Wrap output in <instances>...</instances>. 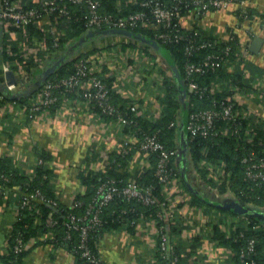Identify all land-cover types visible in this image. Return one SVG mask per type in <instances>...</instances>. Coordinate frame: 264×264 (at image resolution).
I'll return each instance as SVG.
<instances>
[{
    "label": "built area",
    "instance_id": "built-area-1",
    "mask_svg": "<svg viewBox=\"0 0 264 264\" xmlns=\"http://www.w3.org/2000/svg\"><path fill=\"white\" fill-rule=\"evenodd\" d=\"M179 2H182L178 0ZM78 6L86 5L87 13L85 14V24L89 29H97L103 27H111L113 29H130L137 25L146 26L151 23L156 25V29L161 28L155 32V37L162 43L178 42L185 38L183 30H189L192 34L187 41L185 52L188 55H193L201 49L211 48L212 51L206 53L201 60L188 62L185 64V75L183 77L188 94L187 99L191 93L199 96V101L204 98L207 93L213 94L228 88L233 94L227 95L221 100L212 98L211 107L193 109L187 115V130L194 135H201L203 137L216 136L219 133L228 134L235 133L237 135V143L245 141L252 146L258 145L264 147V136L259 137L258 129L255 123L250 120L244 110L241 108L240 101L243 97V88L234 82V79H222L216 76V81L211 85H201L197 80L196 75L206 74L209 71H218L224 69L226 73L234 74L237 71L242 72L243 78H250L245 63L246 58L243 57V49L238 46L233 48L232 41L235 40V32L230 29L225 36L212 35L207 33L206 27L196 25L195 17L202 18L211 10H221L231 6L233 0H185L184 6L190 8L186 14L182 13L181 8L176 4L167 7L162 0H142L135 1L145 9L132 12L129 11L124 14L114 15L111 13H102L100 11L99 0H31L24 2L21 0H0V20L6 23L7 28L17 33L16 41H18L17 48L19 51H12L9 49L10 55H15V59L8 60L3 64V70L6 73L12 72L14 81L7 79L3 84V89L6 92L18 94L21 81L27 80L29 75L25 63L33 59V67L38 66L44 61L52 51H56L62 47L63 41L67 39L66 27L64 25L66 19H71V13L68 3ZM122 11L123 7L120 6ZM247 11L242 10L240 16L246 17ZM48 16L52 18V23L48 27H43L42 21ZM80 17H77L79 19ZM61 22V26L59 25ZM37 25L43 32L42 36H30L29 26ZM12 27V29H11ZM12 32V33H13ZM51 41V45H49ZM226 41L224 46H221ZM118 54V57H114ZM34 55V56H33ZM18 57H21V61ZM130 57V58H129ZM134 60V62H132ZM151 62L155 65L157 72L155 73L159 79L157 83L165 84L161 70H168L164 59L159 55H150L141 48H127L118 47L116 45H104L95 48L94 50L85 51L84 55L79 57L75 63V72L67 77H60L49 79L44 84L40 85L31 95L27 97L25 102L5 100L7 106H20L22 111L29 116H33L36 112L49 111L56 106L60 97L63 101L81 104L86 106L91 111V116H101L106 119H114L123 128L133 127L127 132V144L118 151L123 156L134 153H143L148 156L157 153L158 162L155 166V176L162 184L161 196L154 195V186L142 187L136 181V177H132L128 182L117 180L113 178H105L97 185L92 202L90 203L87 213L82 218H77L70 215V222L67 224L69 229L67 231L66 239L70 238V230H77L80 232V243L75 249L69 250L74 256L80 254V258L84 259L83 264H100L102 259L93 251L88 245V240L92 233H98L103 228V220L101 217L102 210L113 200L121 198L127 202L139 201L145 205H154L158 207L157 217L148 218L141 214L137 220H131L130 225L141 229L142 224L151 222L150 230L157 233L160 241L155 245V258L163 264L164 260H168V264H182L177 246H179L178 238H172L170 241V233L167 232V226L171 222L172 212L174 206L172 203L171 194L172 186L177 184V190L181 192L183 185L180 183L179 177L175 172V158H173L175 150H168L160 141L157 132L147 133L142 131L139 127L138 118H145L143 109L135 101L128 102L124 110L119 106L114 105L112 101V87L109 86L107 80L112 76L122 79L128 83L136 82L140 87L147 86L149 81L147 76L140 70V65L136 62ZM30 66V69L32 68ZM103 68H109L103 70ZM159 74V75H158ZM254 87V81H250ZM2 89V91H3ZM116 92L122 91L120 88L114 87ZM75 95V99L70 97ZM3 96L0 94V99ZM189 101V100H188ZM96 103V104H95ZM100 111H96L95 107ZM190 106H195L190 104ZM195 108V107H194ZM246 119V125L241 126L239 121ZM224 121L225 126H220L218 121ZM176 125V120L170 123V127ZM240 125V126H239ZM232 129L233 132H232ZM137 130L142 133L138 136ZM132 131V132H131ZM135 140L136 144L129 143ZM241 143V142H240ZM43 159H37V164L42 165ZM245 164V179L253 182L249 186L252 189L254 185L264 187V157H258L252 149L243 158ZM121 163L115 160H108L107 169L113 168L114 165ZM149 163L148 167H151ZM200 168L207 171L206 177L211 180L213 184L219 186L223 181L226 182V191L230 193V170L226 169V162L223 160L219 162L212 159H202L198 163ZM123 169L122 167L118 168ZM4 181H8L9 175H3ZM176 188L175 186H173ZM20 204L22 208L34 209L37 207L39 201L46 200L39 188L28 193L21 192ZM182 196L183 193L181 192ZM241 196L247 195L245 191L240 192ZM49 204H56L55 201L48 200ZM173 206V208H172ZM258 207V206H257ZM261 210V209H259ZM19 215V211L17 212ZM222 227L226 228L230 233L238 231V237L245 239L244 245L240 249L241 260L245 264H254L253 255L258 253L257 245L259 239L256 234L245 237L244 229L251 223L250 217L244 213H224ZM162 221V222H161ZM166 221V223H163ZM47 223L52 225L55 223L52 215L49 214ZM125 223V227H127ZM225 227H224V226ZM147 228V227H146ZM256 229V226H253ZM112 231V230H110ZM141 231H144L143 229ZM51 234V233H50ZM104 231L99 235L103 237ZM51 237L53 235L51 234ZM178 240V241H177ZM25 243L21 237H17V243L14 247L15 252L23 250ZM231 251V248H228Z\"/></svg>",
    "mask_w": 264,
    "mask_h": 264
},
{
    "label": "crops",
    "instance_id": "crops-1",
    "mask_svg": "<svg viewBox=\"0 0 264 264\" xmlns=\"http://www.w3.org/2000/svg\"><path fill=\"white\" fill-rule=\"evenodd\" d=\"M21 1L30 2L31 0ZM135 1L137 0H127L126 3H135ZM118 3L120 7L121 1ZM243 9L251 12L252 18H242L240 13ZM263 15L264 0H233L228 8L211 10L202 18L195 17L196 25L206 27L207 33L225 36L230 29H233L237 35L238 46L242 47L243 57L247 59L245 66L250 73L249 82L255 83L249 90H243L240 105L250 120L256 124L257 129L262 130H264V19L261 17ZM51 23L52 18L48 16L42 21L43 27H48ZM12 32L7 28L6 23L0 20V87H3L6 80L3 70V64L8 61L3 57L5 50L8 54L11 46L18 45V41L15 40L17 33ZM66 33L67 39L63 41L60 49L52 51L38 66L27 71L29 77L21 83L18 95H26V97L31 95L33 90H36L34 88L38 81L48 69H51L52 65L56 64L54 66L56 68L65 59L72 57L70 53L74 48L71 42L74 38L73 30L66 28ZM141 36L145 40L121 33L96 35L92 42L87 43L85 50H94L100 43V46L111 44L116 45L117 48H141L151 56L159 55L168 67L167 71L161 70L163 79L176 83L180 87L175 77L174 67L176 66L170 65L164 54L158 51V44L156 49L155 44L147 42L149 39L146 36L142 34ZM258 37L263 41L259 45H254ZM145 46L151 47L149 51L145 50ZM114 57H118V54ZM136 63L146 74L149 84L140 87L139 83L127 84L122 79L111 76L110 78L115 80L113 88L118 87L122 90L120 93L115 90L113 92L126 98L128 102H137L143 109L145 118L156 121L163 113L164 105L161 98L165 95V84L157 83L159 77L155 74L157 70L153 63L150 61L143 62L142 65L139 61ZM105 69L109 68H103ZM89 111H91L89 108L81 104L62 101L49 111L36 112L33 116H29L20 106H7L6 102H3L0 105V158H10L16 167L31 174L36 167L37 159L41 158V153L50 151L52 158L48 161V167L54 170L51 185L60 203L74 208L78 196L82 197L83 201L86 199L88 201L91 192L93 191L94 194L97 185L107 173L108 160H112L113 154L127 144L128 137V130L117 121L104 119L101 116H91ZM182 114L184 115L182 112L178 117L179 132L186 130ZM181 141L182 139L179 141V148ZM129 143L134 145L136 141L131 140ZM149 157L143 153H134L125 168L121 169L122 173L127 170V173L139 176L151 163ZM189 159L187 150L184 154H181L179 150L176 164L190 178L192 186H195L203 195L206 191H219L222 199H211L214 202H224L230 198V193L222 192L219 186L213 183L211 185L214 188L207 185L209 189L194 185L195 181L202 185H205L207 181ZM83 172L97 177L99 181L87 184L81 178ZM171 186L174 210L169 224L176 228L182 225L185 227L182 232H171L169 238L173 241V237L177 239L179 236L178 253L185 260V264H231V251L213 239L214 226H222L224 213L231 212L209 207L204 202L201 205H191V188L181 187L182 196L177 190V184L174 183ZM21 194L18 190L9 189L3 196L4 202L0 204V257L9 252V240L13 223L18 217ZM213 197L217 195L213 194ZM148 222L142 224L141 229L132 225H130L132 229H129V226L112 229V231L105 229L104 236L97 242L99 256L104 264H161L154 253L159 237L156 231L150 230L152 224ZM142 229L144 231H141ZM51 240L49 230L31 237L26 245L28 254L25 264H76V258L72 252L64 247L54 246ZM0 264H3L1 259Z\"/></svg>",
    "mask_w": 264,
    "mask_h": 264
},
{
    "label": "trees",
    "instance_id": "trees-1",
    "mask_svg": "<svg viewBox=\"0 0 264 264\" xmlns=\"http://www.w3.org/2000/svg\"><path fill=\"white\" fill-rule=\"evenodd\" d=\"M100 1V11L102 13H111L114 15H120L127 13L129 11L136 12L140 11L142 9H145L143 6H141L139 3H126L127 0H99ZM121 1V6L123 7V10H119L118 2ZM142 1V0H137ZM167 7L173 6L177 3V5L181 8L182 13L186 14L188 12V8L184 6L185 0H180L182 2H179L178 0H162ZM69 9L71 13L73 14L71 19H66L64 22V25L61 26V22H59V25L61 27L70 28L73 30V41H71L73 44L78 42L81 38L85 37L89 31L92 29H89L85 24V14L87 13L86 5L78 6L75 4H71L70 2H67ZM248 18H252L251 12L247 11L246 13ZM77 17H80L77 19ZM264 19V15L261 16ZM242 18L248 19L245 16ZM162 28V27H161ZM156 29V25L154 23H151L146 26L137 25L136 27L130 28L129 30H132L135 33H141L142 35L146 36L151 43L156 45L158 44V51L164 54V56L169 60L170 65L173 64L177 67L178 71L180 72V75L184 77L185 75V64L191 61L197 62L202 59V57L212 51L211 48L201 49L200 51H197L193 55H188L185 52V46L188 43L187 41L191 38L192 34L189 30H183L185 33V38L178 41V42H172V43H162L155 37V32L159 31L161 29ZM113 28L111 27H103V28H97V32L104 33L105 30H111ZM29 32L30 36H42L43 32L39 29L37 25H30L29 26ZM98 34H95V36ZM95 36L89 37L88 40L83 42L82 46H77L73 48L70 55H72L71 58L65 59L63 62H61L52 72H50L47 77L43 80V82L40 84H44L49 79H55L60 77H67L75 72V61L84 55V51L87 48L89 42H92L93 39H95ZM98 38V37H97ZM158 42V43H156ZM88 43V44H87ZM222 43L221 46H224L226 41L220 42ZM233 48L237 49L239 45V40L237 38V35L235 34V40L232 42ZM51 41H49V45H51ZM6 47V45H5ZM12 47V46H11ZM151 47L145 46V50L149 51ZM12 49L16 52L19 51L17 48V44H15ZM84 49V50H83ZM89 51V50H87ZM4 53L5 60H13L15 59V55H9ZM34 56V55H33ZM21 61L23 59L21 57H18ZM25 66L27 67V71L30 70V66L33 67V59L26 62ZM43 74V73H42ZM29 75V74H28ZM222 78V79H234V82L239 84L243 89L249 90V88H252V85L250 84L248 79L243 78L242 72L237 71L234 74L226 73L224 69H220L216 72L209 71L206 74H198L196 75L197 80L200 82L201 85H211L216 81V76ZM33 77V75L31 76ZM114 79L109 78L107 80L110 87H112V101L114 105L119 106L120 109L124 110L128 104V101L126 98H123L121 95L114 93ZM0 87V94H2L3 98L0 99V105L5 101H17V102H25L27 100L26 95H18L15 93H8L6 90ZM186 89V86H185ZM32 91V90H31ZM30 91V92H31ZM34 91V90H33ZM233 94L231 90L228 88H225V90H222L220 92H216L213 94L207 93L202 100L199 101V96L195 93H191L189 95L190 99H187L188 94L187 92L185 95L182 94V91L179 86H177L176 83H173L171 81L165 80V95L161 98L163 101V113L160 116V118L156 121H149L146 118H138L139 127L142 131H146L147 133H156L160 139V141L164 144V147L168 150H175L173 158H175L179 155V141L182 139L183 135L185 136V142L187 146V151L189 154V160L192 161L194 167L197 171H199L203 177H205L207 182H210L212 184L211 180H208L206 178L207 171L203 168H200L198 163L202 159H212L213 161H224L226 162V169L230 170V198L226 200V202H214L212 201L208 196L203 195L202 192L196 189L195 186L191 185L190 178L181 171L182 168L178 166V164L175 163V172L177 173V177L180 179V183L184 187L191 188V198L190 202L191 205H201L203 202L206 203L209 207H216L224 211H230L231 213L238 214V213H244L247 214L250 217L251 223L244 229L245 237H249L251 235L256 234L259 243L257 245L258 253L253 255V258L255 260L254 264H264V219L261 217H258L254 215L256 211L264 212V187L260 185H254L252 189H249L250 185H253V182H250L245 179V164L243 162V158L249 151L254 149L256 155L258 157H264V147L262 146H252L249 143H246L245 141H240L239 146L236 145L237 143V135L233 132L234 129H232L233 133L228 134H222L219 133L216 136H210V137H203L201 135H194L190 133L187 128L185 132H179V122L178 117L181 115L182 112H184L185 106L187 107V114L193 109H199V108H207L211 107V100L212 98H216V100H221L227 95ZM70 97L72 99H75V95H71ZM185 99V105H183V102L181 101L182 98ZM189 100V101H188ZM63 101V99L60 97L58 104H60ZM96 104V103H95ZM190 104H194L195 106H190ZM56 105V106H57ZM195 107V108H194ZM96 111H100L99 108L95 107ZM183 115V114H182ZM185 116V115H183ZM177 120V125L170 127V123L172 121ZM239 121H242L241 126L246 125L247 120L246 119H238L235 121L237 124ZM220 126H225L226 124L224 121L220 120L218 121ZM240 126V125H239ZM187 127V125H186ZM126 130H134L133 127L126 128ZM131 131V132H132ZM258 136L263 137L264 136V130L258 129ZM138 136H142V133L137 130L136 133ZM41 158L43 159V164L39 165L36 164V167L34 171H32L31 174H28L22 170H20L18 167H16L12 160L10 158H0V204L4 202L3 196L9 189H15L20 192H30L32 190H35L39 188L41 192L43 193V196L46 200L39 201L37 204V207L34 209H28V208H22L21 204L19 203V215L16 218L15 222L12 226V232L11 237L9 240L10 249L9 252L5 255H2L0 259L2 260L3 264H25V258L27 257L28 250L26 248L27 241L37 235L40 232H44L49 230V232L53 235L51 242L56 247H64L68 250H73L76 248V246L80 243V232L73 229L70 230V238L66 239L67 231L69 229L68 223L70 222V215H74L77 218H82L86 215L87 209L92 202L93 199V191L91 192V196H89V200L87 199L83 201L81 199L82 197H77V204L76 206L69 207L65 206L62 203H60V199L57 197L55 190L52 187V175H53V169L48 167V161L52 158V154L50 151H43L41 153ZM131 155L123 156L121 153L116 152L113 154V160L116 162L121 163V166L114 165L113 168L108 169L107 173L103 177L105 178H113L117 180H123V182H128L132 177H136V181L138 184L142 187L147 186H154L155 189L153 190L154 195L161 196L162 193V184L158 181L157 177L155 176V166L158 162V155L157 153H153L150 155L149 159L152 163L151 167H147L143 169L142 173L138 176L136 174L131 175L127 173L126 171L119 170V167H122L123 169L128 164V161H130ZM184 173V174H183ZM3 175H9V180L4 181L2 178ZM81 178L84 182L87 184H91L92 182H98L97 177H92L88 173H81ZM102 179V180H103ZM101 182V181H100ZM226 182L223 181L220 183L219 187L222 192L226 191ZM193 187V189H192ZM245 191L247 195L241 196L240 192ZM227 193V191H226ZM90 194V192H89ZM22 195V194H21ZM21 200V197H20ZM48 200L55 201L56 204H49ZM6 202V201H5ZM79 202V203H78ZM228 203V204H225ZM258 206V207H257ZM261 209V210H259ZM157 210L158 207L154 205H145L139 201H130L127 202L125 200H122L121 198H117L113 200L111 203H109L101 212V217L103 220V229L98 233H92L89 240L88 245L93 251V253L97 254L99 256V252L97 249V242L99 240V235L105 230V229H118L123 226H125V223H127L129 226V229H132L133 227H130L131 220H137L138 217L141 214H144L148 218H156L157 217ZM51 214L52 218L54 219L55 223L52 225H49L47 223L48 215ZM162 222V221H161ZM163 223H166V221H163ZM167 224V223H166ZM256 226V229H253V226ZM184 225L171 227L170 224L167 226V232L171 233L173 231H176L177 233L182 232L184 229ZM238 231H232L228 232L227 229H223L220 225L214 226V235L213 239L221 246L231 248V264H245L244 261L241 260L240 257V249L244 245L245 239H241L238 237ZM17 237H21L23 243H25V246L23 247V250L20 252H15L14 247L17 243ZM160 241V239H159ZM73 248V249H72ZM177 252H179L180 248L179 246L176 247ZM180 255V254H179ZM80 254L75 256L76 264H83L84 259L79 257ZM100 257V256H99ZM181 263L185 264V260L180 256ZM100 264H104V261H101ZM163 264H168V260H164Z\"/></svg>",
    "mask_w": 264,
    "mask_h": 264
},
{
    "label": "water",
    "instance_id": "water-1",
    "mask_svg": "<svg viewBox=\"0 0 264 264\" xmlns=\"http://www.w3.org/2000/svg\"><path fill=\"white\" fill-rule=\"evenodd\" d=\"M128 34V35H130V36H132V37H135V38H138V39H142V40H145L142 36H141V34L139 35V34H136V33H134V32H132V31H129V30H127V29H111V30H105L104 31V33H102V35L103 34ZM95 34H98V35H100L101 33H99V32H97V29H92L91 31H89V33L85 36V37H83V38H81L80 40H78V42H76L75 44H74V48L75 47H77V46H80V45H82L83 44V42H85L86 40H88L89 39V37H93V36H95ZM147 41V40H146ZM263 41V39L262 38H260V37H258L257 39H255V41H254V45H259L260 44V42H262ZM147 42H151V41H147ZM56 65V64H55ZM55 65H52V67H51V69H48L44 74H43V76H42V78L38 81V83H37V85L35 86V88L34 89H37L39 86H40V84L43 82V80L47 77V75L50 73V72H52L53 70H54V66ZM174 71H175V77H176V79H177V81H178V84L180 85V87H181V91H182V94L183 95H185V93H186V89H185V84H184V81H183V78H182V76L180 75V72L178 71V69H177V67H174ZM6 76H7V79L8 80H10V81H14V75H13V73L12 72H8V73H6ZM21 83H23V81H21ZM182 102H183V105H185V99H184V97L182 98V100H181ZM184 126H185V129L187 128L186 127V125H187V118H186V114H187V107L185 106V108H184ZM185 136L183 135V137H182V141H181V145H180V148H179V150H180V153L181 154H184L185 153V151H186V145H185V138H184ZM193 189V188H192ZM194 190V189H193ZM226 202V201H225ZM225 204H228V203H225ZM254 215H256V216H258V217H261V218H263L264 219V212H259V211H256L255 213H254Z\"/></svg>",
    "mask_w": 264,
    "mask_h": 264
},
{
    "label": "rangeland",
    "instance_id": "rangeland-1",
    "mask_svg": "<svg viewBox=\"0 0 264 264\" xmlns=\"http://www.w3.org/2000/svg\"><path fill=\"white\" fill-rule=\"evenodd\" d=\"M98 45L100 46L101 44L99 43ZM98 45H97V46H98ZM85 51H86V50H85ZM85 51H84V52H85ZM84 52H83V53H84ZM192 183H193V182H192ZM197 183H198V181H195V183H193V184H194V185H197L199 188L202 187V186H204V188L207 189V188H208L207 185H210V187H213V186L211 185L210 182H207V183L205 184L206 186H205V185H202V184H200V183H198V184H197ZM213 188H214V187H213ZM219 188H220V187H219ZM208 189H209V188H208ZM204 191H205V190H204ZM205 193H206L205 195L208 196L210 199H215V200H221V199H222V198H221V193H220L219 191H215V192H212V191H211V192H208V191H206ZM213 194L217 195V197H213Z\"/></svg>",
    "mask_w": 264,
    "mask_h": 264
}]
</instances>
